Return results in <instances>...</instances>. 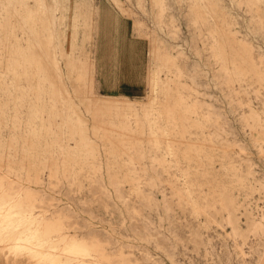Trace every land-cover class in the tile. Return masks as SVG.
<instances>
[{"label":"rangeland","instance_id":"obj_1","mask_svg":"<svg viewBox=\"0 0 264 264\" xmlns=\"http://www.w3.org/2000/svg\"><path fill=\"white\" fill-rule=\"evenodd\" d=\"M3 3L0 264L52 263L8 238L37 223L61 264H264V0H46L37 37Z\"/></svg>","mask_w":264,"mask_h":264},{"label":"bare ground","instance_id":"obj_2","mask_svg":"<svg viewBox=\"0 0 264 264\" xmlns=\"http://www.w3.org/2000/svg\"><path fill=\"white\" fill-rule=\"evenodd\" d=\"M0 2H4L3 4L4 5H8V4H12L11 5V10L9 11L7 9V12H6V17L9 16L10 14L12 15H15V17H17V20H18V13L20 12H23L24 15L23 17H20L21 19H19L20 21L22 20L23 24H22V29L25 31V34L28 33V30L30 32L31 35H33L34 37H37L39 32L40 31H44V25L47 23H51L53 22V11L51 12V10L49 9V5L47 6V3H46V0H0ZM13 2V3H12ZM32 3V4H31ZM59 5V4H58ZM32 6H34L35 9L32 8ZM62 7V6H61ZM57 9V8H56ZM63 10V9H62ZM20 11V12H19ZM74 16V15H73ZM76 16V15H75ZM73 17V18H77V17ZM65 17V16H64ZM16 19V18H14ZM72 19V17H71ZM2 20V18H1ZM73 20H71L72 22ZM9 22V21H8ZM37 23L39 24L38 26V29L36 30V25ZM19 24V23H18ZM6 25V24H5ZM16 25V24H15ZM14 25V26H15ZM20 25V24H19ZM43 25V26H42ZM28 26V30L26 29V27ZM11 30V29H10ZM27 30V31H26ZM41 33V32H40ZM29 34V36H30ZM27 35V34H26ZM18 36V35H17ZM28 36V35H27ZM16 37V36H15ZM21 37H22V34H21ZM31 37V36H30ZM17 39V37H16ZM28 39V38H27ZM17 43V41H16ZM19 43V42H18ZM22 44V43H21ZM39 43H35L33 45V49H35L36 51L39 50ZM38 48V49H37ZM6 49V46L4 47V50ZM15 50H18L17 47L14 48ZM45 50V48H44ZM24 51V50H23ZM10 52V51H9ZM15 53V52H14ZM40 55V54H39ZM26 57V60L28 63H31V61L29 60V56L27 55H24ZM42 60V59H41ZM17 59H13V63H17ZM21 62V61H20ZM44 62V61H43ZM29 65V64H28ZM46 66V65H45ZM8 68V67H7ZM47 70H48V67H46ZM8 71V70H7ZM48 71H51V70H48ZM47 71V72H48ZM10 73V71H9ZM14 73V72H12ZM49 73H53V72H49ZM59 73V72H58ZM23 74V73H22ZM24 75H25V72H24ZM50 77V76H49ZM7 78V77H6ZM51 78V77H50ZM51 79H54V76H52ZM58 79H59V76H58ZM57 79V81H58ZM20 80V79H19ZM55 80V79H54ZM3 81V79H2ZM10 82V81H9ZM153 82V81H152ZM26 83V82H25ZM22 86V85H21ZM24 86V85H23ZM26 86V85H25ZM24 86V87H25ZM12 87V86H11ZM10 87V88H11ZM62 87V86H60ZM38 89V88H37ZM40 89V88H39ZM24 90V89H23ZM13 91V90H12ZM30 91V89H29ZM59 94V93H58ZM62 94V92H61ZM45 95V94H44ZM51 98V97H50ZM58 100V99H57ZM71 106V105H70ZM116 106V105H115ZM60 107V105H59ZM73 106H71V109H72ZM61 108V107H60ZM74 108V107H73ZM101 109V108H100ZM73 110V109H72ZM75 110V109H74ZM60 115V114H59ZM45 124V123H44ZM56 124V123H54ZM1 201V200H0ZM8 204V203H7ZM16 204V203H15ZM14 207V206H13ZM20 207V206H19ZM1 208V207H0ZM10 209H15L14 208H10ZM21 209V208H20ZM19 210V209H18ZM8 211V210H7ZM5 212V211H4ZM20 213V211H18ZM1 213V212H0ZM3 213V212H2ZM7 213V212H6ZM9 213V212H8ZM13 213V212H12ZM17 213V211H16ZM37 214V213H36ZM35 214V215H36ZM1 215V214H0ZM3 215V214H2ZM11 215V213L9 214ZM13 215V214H12ZM5 216V215H4ZM15 216V215H13ZM20 216V215H19ZM25 216V215H24ZM29 216V215H28ZM1 217V216H0ZM6 217V216H5ZM2 218V217H1ZM24 218V217H23ZM26 218V217H25ZM24 218V220H25ZM30 218V221H29V225L32 226L31 224L34 223V219L32 217H28ZM2 220V219H1ZM11 220V219H10ZM23 220V219H22ZM21 220V222H23ZM34 220V221H32ZM5 221V220H4ZM13 221V220H12ZM1 222V221H0ZM6 222V221H5ZM10 222V221H8ZM7 222V223H8ZM4 223V222H3ZM2 223V224H3ZM42 223H43V220H42ZM39 223L36 224V228H33L32 230L30 228L32 227H28L26 228L25 230H13L10 232L8 238L9 240H16L17 242H25V243H33V239L36 241L30 248V250H35V247H39L40 248H45V250L47 251V254L43 255L45 257H47L50 261H52L51 264H61L59 259H57V257L55 258V254H49L50 250H53L54 249V245L52 244L53 242L50 241V236L48 235L49 231L48 229H44L43 225L41 226L42 229L39 228L38 226ZM5 225V224H4ZM12 225V224H11ZM3 227V226H2ZM13 229V228H12ZM51 231V230H50ZM52 233V231H51ZM57 233V232H56ZM56 235V234H55ZM60 240L61 241H64L65 242V246L63 247L64 250H73V251H78L80 250L82 252V255L84 254L85 250L82 246H78L76 245L75 241L73 239L67 241V238L65 236H59ZM7 240V239H6ZM53 240V239H52ZM58 240V241H60ZM60 241V242H61ZM16 244V243H15ZM23 244V243H22ZM57 244V243H56ZM19 246V245H18ZM57 246V245H56ZM15 247V246H14ZM25 248V247H23ZM27 248V246H26ZM56 248V247H55ZM62 248V247H61ZM27 250V249H26ZM63 250V251H64ZM38 250L36 249V253L38 254H41L40 252H37ZM45 251V253H46ZM23 252V251H22ZM49 252V253H48ZM30 253H33V252H30ZM35 253V255H37ZM44 253V252H43ZM65 253V252H64ZM34 255V254H33ZM99 257V256H98ZM64 260V259H63ZM79 261V260H77ZM81 261V260H80ZM76 262V261H75ZM73 263V262H72ZM85 263V262H84ZM83 263V264H84ZM75 264V263H74ZM82 264V263H81Z\"/></svg>","mask_w":264,"mask_h":264},{"label":"crops","instance_id":"obj_3","mask_svg":"<svg viewBox=\"0 0 264 264\" xmlns=\"http://www.w3.org/2000/svg\"><path fill=\"white\" fill-rule=\"evenodd\" d=\"M116 42L119 44L118 41ZM107 45L105 41L98 43L96 65L99 88L109 94L118 93L122 96L139 92L142 87V77L138 67L134 72L122 70L126 65L121 60L129 58L128 52L123 49V45L120 46L121 49ZM107 51L111 52V55H108Z\"/></svg>","mask_w":264,"mask_h":264}]
</instances>
